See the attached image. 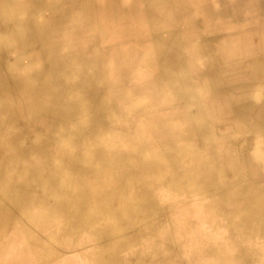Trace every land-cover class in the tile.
<instances>
[{"label":"bare ground","instance_id":"1","mask_svg":"<svg viewBox=\"0 0 264 264\" xmlns=\"http://www.w3.org/2000/svg\"><path fill=\"white\" fill-rule=\"evenodd\" d=\"M19 78L47 87L0 158V264L29 260L11 238L36 264H264V0H0V92Z\"/></svg>","mask_w":264,"mask_h":264},{"label":"rangeland","instance_id":"2","mask_svg":"<svg viewBox=\"0 0 264 264\" xmlns=\"http://www.w3.org/2000/svg\"><path fill=\"white\" fill-rule=\"evenodd\" d=\"M234 38L237 39V37H234ZM218 55H219V50H218ZM10 66L11 67L9 69L14 70L13 65L11 64ZM46 87H47V84H46V81L44 79L43 80H29L27 78H19V80L14 82L12 85L6 87V89L4 91L0 92V105L2 106V108H5L7 106H10V108H11V110H9L8 112H2V113L0 112V119L5 118L6 115L14 114V115H17L15 117H18V119H16V120H18L19 122L21 121V123H23V124H19V127L16 126L14 128H9L10 131H8L9 130L8 127H7L8 130L6 128H3V130H2L3 133L2 132L0 133V148H1L0 149V154H1L0 158L3 155V153L7 149L10 148V146L14 145V142H12V140H14V139H12L10 141V138H13V136L15 137L19 134L15 130L22 128L21 126H24V125H25L24 128L27 129L30 125V122L33 121L32 118L29 117L28 115H30V112H32V110H36V105H37L36 103L37 102L36 101H30V100H32L31 96L38 95L39 92L40 91L42 92L43 90H45ZM28 117H29V119H28ZM25 118H27V119H25ZM29 120H32V121H29ZM3 136H4V140H3ZM5 139H8V140H5ZM257 241H263V240H262V238H260V239H257ZM251 244H256V242L251 243ZM31 246L32 245L25 244V242L22 239L15 240L14 238H11L10 244L8 245V247L10 249H13V248L14 249H21L22 248V249H27V250L29 249L30 257H29V260L26 261V264H36L37 263L36 260L38 258V255H33V253H37L40 249V246H38L36 244H35V246H32V247ZM72 251H68V252H66V254L64 253V255H63L64 263L65 264H83L84 261L82 260V254H80V253L84 252L85 249L76 247V249H73ZM17 258L22 260L24 258V256L19 255V256H17ZM17 263H22V261L17 262Z\"/></svg>","mask_w":264,"mask_h":264},{"label":"crops","instance_id":"3","mask_svg":"<svg viewBox=\"0 0 264 264\" xmlns=\"http://www.w3.org/2000/svg\"><path fill=\"white\" fill-rule=\"evenodd\" d=\"M250 22H252V20H250ZM250 22L247 23V20H246L244 22V24L239 26L238 24L233 23L230 20L229 16L222 17V18H221V16H219V21L215 19V20H211L210 22H205L203 24L206 26H210V28L208 29V32H207L208 35H214V34H218V33H219V35H222V34L226 33V28L231 27V26L235 27V25L238 26L239 28H241V30H246L249 26H251V24H249ZM257 22L260 23L261 21L257 20ZM254 24H257V23H254ZM89 247H92V246H88V244H87V245H81L79 248H83L86 251V250H88ZM63 255L64 254L61 253V256L59 259L60 262L64 261Z\"/></svg>","mask_w":264,"mask_h":264}]
</instances>
